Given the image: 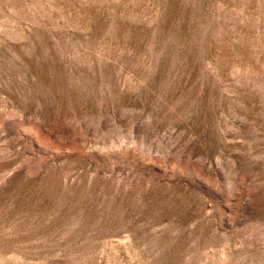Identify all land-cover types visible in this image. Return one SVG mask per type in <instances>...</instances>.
<instances>
[{
  "label": "rangeland",
  "instance_id": "obj_1",
  "mask_svg": "<svg viewBox=\"0 0 264 264\" xmlns=\"http://www.w3.org/2000/svg\"><path fill=\"white\" fill-rule=\"evenodd\" d=\"M0 264H264V0H0Z\"/></svg>",
  "mask_w": 264,
  "mask_h": 264
}]
</instances>
